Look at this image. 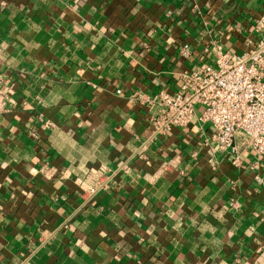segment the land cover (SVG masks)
<instances>
[{
	"label": "crops",
	"instance_id": "1",
	"mask_svg": "<svg viewBox=\"0 0 264 264\" xmlns=\"http://www.w3.org/2000/svg\"><path fill=\"white\" fill-rule=\"evenodd\" d=\"M262 20L264 0H0V264H264V156L239 136L234 164L200 106L153 138L131 98Z\"/></svg>",
	"mask_w": 264,
	"mask_h": 264
},
{
	"label": "built area",
	"instance_id": "2",
	"mask_svg": "<svg viewBox=\"0 0 264 264\" xmlns=\"http://www.w3.org/2000/svg\"><path fill=\"white\" fill-rule=\"evenodd\" d=\"M182 50L184 55H189L187 43ZM181 78L176 93L131 95L132 100L148 108L153 138L176 126L187 127L200 106L197 119L212 125L211 139L231 154L234 164L241 159L236 143L239 136L245 148L258 157L264 156V34L241 55L218 49L214 64L204 63L184 72ZM9 103V94L0 89V116ZM107 183L90 187L88 199L106 188Z\"/></svg>",
	"mask_w": 264,
	"mask_h": 264
}]
</instances>
